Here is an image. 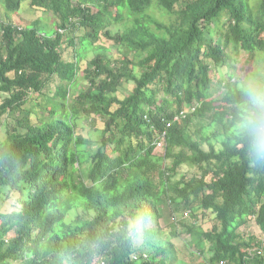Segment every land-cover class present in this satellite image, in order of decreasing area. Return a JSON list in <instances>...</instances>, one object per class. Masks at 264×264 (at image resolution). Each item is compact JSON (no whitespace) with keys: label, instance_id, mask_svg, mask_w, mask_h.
<instances>
[{"label":"trees","instance_id":"trees-1","mask_svg":"<svg viewBox=\"0 0 264 264\" xmlns=\"http://www.w3.org/2000/svg\"><path fill=\"white\" fill-rule=\"evenodd\" d=\"M24 4L37 15L21 25ZM0 8V264H264V240L245 233H264V161L239 128L243 89L264 85V0ZM241 50L251 81L233 80ZM183 164L198 174L171 187Z\"/></svg>","mask_w":264,"mask_h":264},{"label":"rangeland","instance_id":"rangeland-1","mask_svg":"<svg viewBox=\"0 0 264 264\" xmlns=\"http://www.w3.org/2000/svg\"><path fill=\"white\" fill-rule=\"evenodd\" d=\"M0 14H3V9L2 8H0ZM36 15L37 14H32L31 13L30 7L27 4H24L22 6V8L20 9V11L17 13V15L14 17V19H16L18 21V23H20L22 25V24H24V22H27L28 23L30 21V19L33 16H36ZM165 19L166 20L169 19L167 15H166ZM110 31H111V34H113V35H117V34L121 33L122 32V24H113L110 27ZM77 38H78L77 48L79 49L80 48V36L77 37ZM0 39H1V33H0ZM100 43L105 44L106 47H109L110 48L109 49L110 55L113 56V57H115V58L119 57L121 51H125V49L122 47V45L117 44V41H115L114 39H108L105 34H102L101 35ZM70 54H72V53L70 52ZM93 55H94V52L92 51L90 53V56L88 58L93 57ZM238 58L239 59L236 62L237 71H236V75L233 77V80L238 79L241 82L251 81L249 79L248 72L249 71L251 72V71L254 70V59L251 56H248L247 53L245 51H243V50H241V52L239 53ZM81 62H82L83 69H86L87 68V65H88L87 64V60L82 58L81 59ZM258 73L264 75L263 71H261V70H259ZM210 77H212V78H214V77L215 78H221L222 77V70L219 69V71H217L215 69H212L211 72H210ZM223 77H227L229 79V76L227 74H226V76H223ZM211 116H213L212 113H208L207 114L208 120H209V117H211ZM6 131H7V127H6V124H5V125H3L1 127L0 139H4L5 138ZM195 131L196 130H194V129H191L190 130L191 134L193 136L197 137V134H196ZM93 132H94V127H92V125L89 122H87L86 119L84 118L80 122L78 133L90 137V135ZM203 146L206 149H209V145L203 144ZM165 147H166V142L163 141L159 145V148L156 151V154H158V155H160V156H162L164 158V163L166 164L165 166H169L172 163V159L165 158V152H166ZM217 147H219V146H217ZM195 174H198V166H192V165L183 164L180 167L178 173H176V174H174V175H172L170 177L169 182L171 184V187H173V184L172 183L175 184L177 181L180 180V178L182 176L190 177V176H193ZM208 179H211V176H209ZM197 208H198V212L197 213H198L199 219L200 218L202 219L203 218L204 211L199 206H197ZM214 216H215L214 214H211L210 215L211 219L209 218L207 220V224L204 226L205 228L209 229V228L212 227L213 223L216 221L215 219H212ZM76 217H77V215L75 216L74 219H76ZM150 223L153 225L156 222H155L154 219H152L150 221ZM162 223H163V221H162ZM251 225H252V227L249 229V231L251 233L245 232L246 235H250V236L252 235L253 237H256L257 239L264 240L263 230L260 227L256 226V224L254 223V221L251 222ZM178 247H181V246L178 245ZM254 248L255 247H253V249ZM179 251H180V254H179ZM179 251H178V259L184 258V259L187 260V256H186V253L187 252L186 251H183V250H180V249H179ZM175 261H177V259H175ZM196 262H202V259L197 258V261Z\"/></svg>","mask_w":264,"mask_h":264},{"label":"clouds","instance_id":"clouds-1","mask_svg":"<svg viewBox=\"0 0 264 264\" xmlns=\"http://www.w3.org/2000/svg\"><path fill=\"white\" fill-rule=\"evenodd\" d=\"M125 26L122 24L121 33L124 32ZM243 92L245 102L241 110L240 132L247 141L253 159L264 161V85L250 83Z\"/></svg>","mask_w":264,"mask_h":264}]
</instances>
